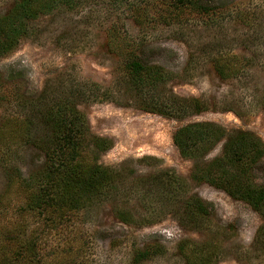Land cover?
<instances>
[{"label": "rangeland", "instance_id": "obj_1", "mask_svg": "<svg viewBox=\"0 0 264 264\" xmlns=\"http://www.w3.org/2000/svg\"><path fill=\"white\" fill-rule=\"evenodd\" d=\"M14 1L0 0V14ZM206 1L216 6L217 18L190 17L169 25L161 17L173 18L172 9L163 0H148L136 11L144 23L138 26L126 4L76 0L72 7L59 5L40 14L19 44L0 56V156L8 163L25 175L43 163V153L26 143L24 126L14 115L44 91L84 89L78 108L91 133L112 143L99 162L118 171L113 190L87 202L63 226L45 231L42 246L57 249L49 258L62 264H186L179 251L185 242L197 249L195 255L214 252L210 264H264L261 215L221 189L193 180V160L181 156L172 140L179 126L212 121L227 132L251 131L264 143V0ZM113 24L116 50L106 41ZM130 50L144 63L169 71L154 92L162 102L175 95L198 99L206 108L184 118L140 109L141 98L122 69ZM220 58L244 67L221 78L213 67ZM223 143L203 160L219 156ZM255 179L264 183V164ZM6 180L0 162V193ZM16 192V185L6 192L12 202ZM191 195L213 206L199 222L184 212L183 201ZM116 209L132 220L122 222ZM146 247H152V256L136 262V252Z\"/></svg>", "mask_w": 264, "mask_h": 264}, {"label": "trees", "instance_id": "obj_2", "mask_svg": "<svg viewBox=\"0 0 264 264\" xmlns=\"http://www.w3.org/2000/svg\"><path fill=\"white\" fill-rule=\"evenodd\" d=\"M147 1L113 0L126 4L125 8L138 26H144V23L136 11L144 8L146 4H140ZM75 3L76 0H15L5 13L0 14V56L19 44L29 33V23L40 14L49 13L59 5L72 7ZM163 5L172 9L169 14L174 15L170 19L166 15L161 17L169 25L190 17L206 21L218 17L216 6L206 0H163ZM116 28L111 25L106 37L108 47L115 50L118 47ZM124 45L132 44L126 41ZM123 63L127 85L141 98L140 109L165 117L184 118L206 108L198 99L175 95L162 102L154 92L167 81L169 71L144 63L131 50L124 54ZM235 63L236 60L220 58L213 62V67L221 78H228L244 67L242 64L238 68ZM85 94L84 89L76 86L59 94L44 91L36 100L30 97L15 113L14 118L24 126L26 143L43 153V163L25 175L1 153L0 162L7 180L0 193V264H62L61 260L48 257L57 252L53 245L45 247L49 250L44 252L42 237L45 231L63 226L87 202L100 199L113 190L118 171L99 162L100 154L112 143L106 137L91 133L86 115L78 108V102ZM0 100H4L3 95ZM222 139L221 154L205 162L207 153ZM172 140L181 156L193 160V180L205 182L233 199L245 202L264 220V183H257L255 179L256 171L264 164V143L259 136L251 131L227 132L212 121H193L179 126ZM11 185H16L19 194L14 202L6 193ZM183 203L184 212L193 222H199L213 211L210 203L196 195L187 197ZM115 214L122 222L132 220L127 211L116 209ZM179 251L186 264H210L213 261L214 252L205 257L202 252L195 255L197 249H188L185 242L179 244ZM151 256L152 247H146L136 252L134 260L141 262Z\"/></svg>", "mask_w": 264, "mask_h": 264}]
</instances>
